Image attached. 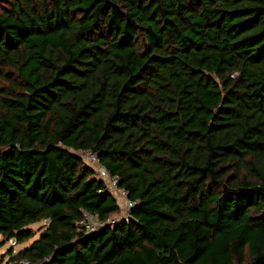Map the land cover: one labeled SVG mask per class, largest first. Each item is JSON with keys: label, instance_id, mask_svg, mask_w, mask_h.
<instances>
[{"label": "trees", "instance_id": "16d2710c", "mask_svg": "<svg viewBox=\"0 0 264 264\" xmlns=\"http://www.w3.org/2000/svg\"><path fill=\"white\" fill-rule=\"evenodd\" d=\"M83 150L135 203L90 235ZM41 222L6 264H264V0H0V236Z\"/></svg>", "mask_w": 264, "mask_h": 264}, {"label": "built area", "instance_id": "2783aa9c", "mask_svg": "<svg viewBox=\"0 0 264 264\" xmlns=\"http://www.w3.org/2000/svg\"><path fill=\"white\" fill-rule=\"evenodd\" d=\"M78 155L86 165L95 171L96 177L105 182L107 191L118 204L119 212L114 217L108 218L105 222L100 221L97 214L83 212L82 217L75 222L77 229L85 235H90L98 232L105 226H114L120 222L127 221L131 216V210L135 206V203L128 198L127 191L119 186V177L110 175L100 164L96 152L83 150L79 151Z\"/></svg>", "mask_w": 264, "mask_h": 264}, {"label": "rangeland", "instance_id": "374dc122", "mask_svg": "<svg viewBox=\"0 0 264 264\" xmlns=\"http://www.w3.org/2000/svg\"><path fill=\"white\" fill-rule=\"evenodd\" d=\"M114 217V215L112 216ZM46 222L36 223L30 225V228L37 233L35 234L34 238L23 243V244H15L14 241L9 240L7 241L4 237L0 236V262L1 264H6L9 256L7 255L9 251H13V253H17L21 249L27 247L33 240L38 238V231L40 230L41 226L45 225Z\"/></svg>", "mask_w": 264, "mask_h": 264}]
</instances>
